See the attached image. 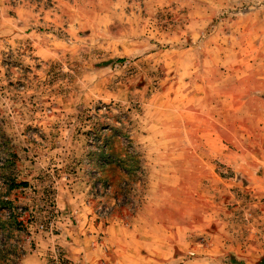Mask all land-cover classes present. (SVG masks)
<instances>
[{
    "label": "rangeland",
    "instance_id": "1",
    "mask_svg": "<svg viewBox=\"0 0 264 264\" xmlns=\"http://www.w3.org/2000/svg\"><path fill=\"white\" fill-rule=\"evenodd\" d=\"M80 210L175 264L263 252L264 1L0 0V263L81 264Z\"/></svg>",
    "mask_w": 264,
    "mask_h": 264
},
{
    "label": "crops",
    "instance_id": "2",
    "mask_svg": "<svg viewBox=\"0 0 264 264\" xmlns=\"http://www.w3.org/2000/svg\"><path fill=\"white\" fill-rule=\"evenodd\" d=\"M233 1L255 3L264 0ZM253 59L257 60L256 58ZM238 61L242 62L243 59ZM251 64L254 65L255 61L252 60ZM60 197L62 196L59 195L57 200L60 205H63L64 203ZM76 217H78V223L76 226L77 231L72 233L74 234L72 237L73 243L72 241L71 243H63L66 246L69 258L74 262L81 264H98L101 261L104 264H160L161 261H174L175 264L176 262L172 256L174 249L172 250L171 244L161 240L159 232L155 230H143L139 222L135 221L131 225H124L120 221H111L100 228V230H96L92 227V219L86 217L81 210L77 213ZM87 230L94 232L90 235L87 234ZM99 232L105 236L102 247L96 245L97 234ZM235 240L237 241L233 235L231 239H219V255L222 257V264H225L223 263L225 257H236L237 260L244 261L243 264H247L254 257L264 255V250L259 253L253 252L252 244L246 248L238 247V245H235ZM104 247L105 249H102ZM238 255H241V257L239 258ZM39 256L42 257L43 255L40 254ZM39 256L35 254L31 258H25L22 264H44L43 259L39 261ZM243 256H245L244 259H242ZM237 260L233 264H239Z\"/></svg>",
    "mask_w": 264,
    "mask_h": 264
},
{
    "label": "trees",
    "instance_id": "3",
    "mask_svg": "<svg viewBox=\"0 0 264 264\" xmlns=\"http://www.w3.org/2000/svg\"><path fill=\"white\" fill-rule=\"evenodd\" d=\"M12 187H15V186H12ZM2 205H7L9 209L11 208L14 211L13 202H5ZM11 217L13 218L12 227H14L15 232L17 233V237H18V235L20 233H23V230H24L23 223L21 221H19L18 216L16 215V213L15 214L13 213V215ZM1 247H6V243L3 242ZM16 247L14 246V252L15 253L13 254V258H12L11 262H9V264H18L19 263L20 253L19 254L16 253ZM2 251H3V248H0V252H2ZM0 256H1V253H0ZM2 263L3 262H1L0 264H2Z\"/></svg>",
    "mask_w": 264,
    "mask_h": 264
},
{
    "label": "built area",
    "instance_id": "4",
    "mask_svg": "<svg viewBox=\"0 0 264 264\" xmlns=\"http://www.w3.org/2000/svg\"><path fill=\"white\" fill-rule=\"evenodd\" d=\"M41 229H43V226H40ZM57 261V260H56Z\"/></svg>",
    "mask_w": 264,
    "mask_h": 264
}]
</instances>
